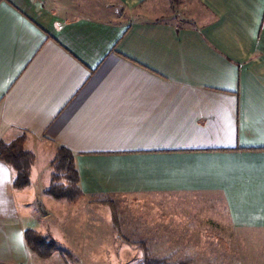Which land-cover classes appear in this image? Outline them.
<instances>
[{"label": "crops", "instance_id": "obj_1", "mask_svg": "<svg viewBox=\"0 0 264 264\" xmlns=\"http://www.w3.org/2000/svg\"><path fill=\"white\" fill-rule=\"evenodd\" d=\"M97 1L0 0V141L25 133L36 157L23 190L0 161V264H69L122 215L199 222L264 264V0ZM59 147L77 203L45 194ZM28 229L53 256L30 252Z\"/></svg>", "mask_w": 264, "mask_h": 264}, {"label": "rangeland", "instance_id": "obj_2", "mask_svg": "<svg viewBox=\"0 0 264 264\" xmlns=\"http://www.w3.org/2000/svg\"><path fill=\"white\" fill-rule=\"evenodd\" d=\"M177 4L178 2H175L176 6ZM125 204L130 205L131 208L137 206L132 201H126ZM98 214L100 213L96 211L95 215ZM101 215L104 219L107 218L109 225H112L110 214L101 212ZM120 219L123 221V225L118 227L119 232L116 234L109 231L108 225L103 227L101 247L69 248L72 251H70L69 264H147L148 261L153 263L158 260L165 261V264L245 263L243 257L247 254L248 249L241 250L240 258L239 249L228 247L229 243L222 239L221 234L197 231L204 230L199 222L193 223L192 226L188 224L192 229L197 228L194 230L182 231L180 229H183V224H170L167 232H161V230L158 231V226L155 224H133L135 217L122 215ZM76 226L75 233L81 229L85 234L87 227L85 230L84 223L76 224ZM132 242L146 246L132 245ZM162 243H165L164 247L161 245ZM67 246L65 243L58 245L59 255L67 251ZM252 254L253 250L249 249L250 262Z\"/></svg>", "mask_w": 264, "mask_h": 264}, {"label": "trees", "instance_id": "obj_3", "mask_svg": "<svg viewBox=\"0 0 264 264\" xmlns=\"http://www.w3.org/2000/svg\"><path fill=\"white\" fill-rule=\"evenodd\" d=\"M26 141L27 134L25 133L10 143L0 141V161L16 172L13 181V187L16 190H23L31 183V169L36 157L25 148ZM51 168L53 170L52 184L45 194L57 201H66L70 204L83 199L84 193L80 187L81 178L76 167L75 154L72 151L59 147ZM96 200L109 205L113 215H117L118 206L114 200L103 197H98ZM25 241L30 252L41 259H49L57 251L54 240L48 239L33 229L25 231ZM147 264H165V261L158 260L153 263L148 261Z\"/></svg>", "mask_w": 264, "mask_h": 264}]
</instances>
